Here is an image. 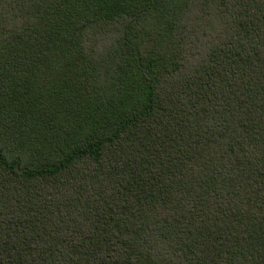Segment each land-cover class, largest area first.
Instances as JSON below:
<instances>
[{
	"label": "trees",
	"instance_id": "16d2710c",
	"mask_svg": "<svg viewBox=\"0 0 264 264\" xmlns=\"http://www.w3.org/2000/svg\"><path fill=\"white\" fill-rule=\"evenodd\" d=\"M0 264H264V0H0Z\"/></svg>",
	"mask_w": 264,
	"mask_h": 264
}]
</instances>
